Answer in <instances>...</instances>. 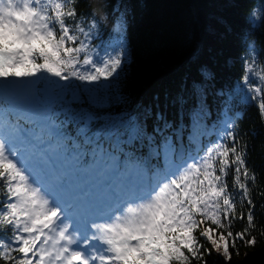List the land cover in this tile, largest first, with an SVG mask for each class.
Instances as JSON below:
<instances>
[{
	"label": "snow or ice",
	"instance_id": "6c2138e0",
	"mask_svg": "<svg viewBox=\"0 0 264 264\" xmlns=\"http://www.w3.org/2000/svg\"><path fill=\"white\" fill-rule=\"evenodd\" d=\"M76 4L0 0V260L207 264L205 255L215 251L230 264L241 245L257 243L251 235L257 176L235 120L226 116L224 130L202 152V133L194 132L193 155L178 149V130L163 115L152 133L132 119H106L95 110L96 90L58 82L99 84L119 76L127 22L116 21L101 50L92 43L97 22L78 15ZM249 24L264 27V0L253 6ZM201 75L212 78L205 69ZM242 82L244 99L264 119V66L250 57ZM191 115L198 129L201 112ZM245 204L246 215L238 212ZM245 218V228L233 232L234 221Z\"/></svg>",
	"mask_w": 264,
	"mask_h": 264
},
{
	"label": "trees",
	"instance_id": "16d2710c",
	"mask_svg": "<svg viewBox=\"0 0 264 264\" xmlns=\"http://www.w3.org/2000/svg\"><path fill=\"white\" fill-rule=\"evenodd\" d=\"M259 3L260 0H77L76 4L78 15L95 19L103 40L111 37L122 14L127 22L129 62L118 78L119 98L95 109L106 119H132L152 133L162 123L157 117L163 115L178 130V149L193 155L198 149L190 142L194 132L202 133V152L203 146L218 139L226 116L235 120L237 138L247 145V164L257 176L253 188L256 228L251 232L257 243L253 247L241 245L240 254L233 252L230 264H264V195H260L264 192V119L255 102L244 99L247 92L242 82L245 62L250 57L258 67L264 66V27L251 28L249 24L250 12ZM201 69L211 72L212 78L205 79ZM193 110L201 112L198 129L193 124ZM141 151L146 154L147 148ZM231 179L230 175V190ZM3 199L0 195V201ZM238 212L246 215L248 206L238 205ZM246 223V218L235 220L233 232L243 230ZM204 259L207 264H225L215 251ZM0 264L4 262L0 260Z\"/></svg>",
	"mask_w": 264,
	"mask_h": 264
},
{
	"label": "rangeland",
	"instance_id": "374dc122",
	"mask_svg": "<svg viewBox=\"0 0 264 264\" xmlns=\"http://www.w3.org/2000/svg\"><path fill=\"white\" fill-rule=\"evenodd\" d=\"M120 19H124L123 16H121ZM99 32V30H98ZM113 30H112V35H113ZM111 35V36H112ZM110 39V37H109ZM103 40L102 35L99 32V36L92 41L93 45L97 46L101 50L103 49L104 46H106L108 40ZM129 62V51L127 49V58L125 64ZM125 66V65H124ZM124 69V68H123ZM120 76V75H119ZM117 76L114 80L112 81H101L99 84H87V83H82L79 81H72L71 84L65 85L64 82H58L61 85H63L65 88H74V89H93L96 90L97 96H98V102L100 106H107L110 105L111 103L115 102L117 98H119V87H118V78ZM49 79H54V78H49ZM37 87L43 88L44 85L39 84ZM82 98L84 97V94L81 93ZM0 99L3 101V94L0 92Z\"/></svg>",
	"mask_w": 264,
	"mask_h": 264
}]
</instances>
